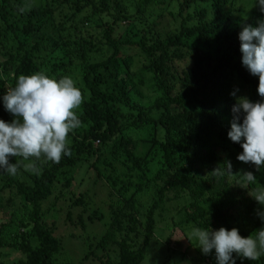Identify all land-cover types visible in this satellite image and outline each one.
Wrapping results in <instances>:
<instances>
[{"label": "trees", "instance_id": "trees-1", "mask_svg": "<svg viewBox=\"0 0 264 264\" xmlns=\"http://www.w3.org/2000/svg\"><path fill=\"white\" fill-rule=\"evenodd\" d=\"M30 1L0 0V96L19 75L45 72L54 78L70 76L84 99L75 110L81 126L68 135L70 156L59 163L10 157L17 174L0 171V202H12L0 227L16 225L21 217L19 229L26 232L12 242L0 237V248L20 254L11 264H73L55 257L61 239L54 235L55 222L45 219L46 204L55 199L60 184L71 200L70 187L85 176L89 185L105 191L110 212L101 236L95 232L85 240L86 227L102 230L105 215L88 211L93 198L87 191L73 201L74 214L66 213L63 224L69 221L81 229L71 235L83 239L85 261L140 264L157 217L172 210L170 223L181 231L235 227L247 237L264 227L257 215L264 206L251 196L264 189V167L238 161L242 148L227 136L236 99H261L258 77L242 66L238 33L244 24L258 26L264 13L254 7L243 16L237 0H200L218 16L209 18L203 8L177 21L182 7L178 15L169 11L176 31L144 35L133 44L136 55H122L120 48L131 43L109 36L115 24L129 19L122 0H39L29 7ZM150 1L140 0L137 11ZM102 15L112 19L104 24L113 52L101 51L98 59L92 37L87 47L78 35L80 23L98 28ZM0 119H14L2 101ZM227 162L231 174L216 175ZM244 172L256 177L251 184L241 181ZM206 256L211 257L203 256L199 264H216L214 256L213 261ZM236 264H264V255L253 261L237 257Z\"/></svg>", "mask_w": 264, "mask_h": 264}, {"label": "clouds", "instance_id": "clouds-1", "mask_svg": "<svg viewBox=\"0 0 264 264\" xmlns=\"http://www.w3.org/2000/svg\"><path fill=\"white\" fill-rule=\"evenodd\" d=\"M252 7L264 13V0H253ZM257 23L256 27L242 25L238 40L242 66L258 77L257 92L261 99L257 102L247 97L236 99L227 136L242 148L236 159L254 164L259 170L264 167V19ZM83 99L70 76L54 78L45 72L19 75L15 85L0 96L4 109L14 116L11 121L0 119V171L17 174L18 165L10 163V157L43 158L59 163L62 156H70L68 135L81 126L75 110ZM214 172L218 176L231 174V163ZM240 177L248 184L256 178L252 172H244ZM251 196L264 206V189L255 190ZM257 215L264 224V211ZM190 236L204 255L214 251L216 264H236L237 257L253 261L264 255V227L247 237H242L235 227L216 230L209 226L193 227Z\"/></svg>", "mask_w": 264, "mask_h": 264}, {"label": "rangeland", "instance_id": "rangeland-1", "mask_svg": "<svg viewBox=\"0 0 264 264\" xmlns=\"http://www.w3.org/2000/svg\"><path fill=\"white\" fill-rule=\"evenodd\" d=\"M139 1L140 0H122L123 4L125 5L124 11L127 15H129V19L126 21H119L117 24H115L113 31H111L109 35L110 38H113L115 41H120V39H122L131 43V45L128 47L124 45L120 48L122 55H136L135 53L138 51V48L133 44L139 41L144 35V37L152 38L155 36L154 31L156 32L157 30L163 31L164 36H167L166 34L169 29L170 32L173 30L176 31L178 28L177 21H180L181 18L184 19L185 16L190 15L189 13H194L196 11L198 12L200 9L206 8L209 18L212 19L218 16L215 9H213L209 4L200 0L187 3L183 0H168L162 5L160 4V0H151L148 4L143 6L141 12L137 11V5ZM38 2L39 0H31L29 2V7ZM252 3L253 0H237L235 2L237 7L243 6L245 12L243 16L251 14L254 8L252 7ZM180 7L183 9V13L181 16H178V20L175 22L169 15V11H172L175 15H178ZM110 12L112 13V8L110 9ZM257 13H261L258 8ZM100 20L101 21L99 22L98 28H96L94 25L91 26V23H80L82 35H78V38L79 36L83 38L87 47L93 45V55L95 54L98 59L101 51H103L105 55H109L113 52V49L109 43V39L105 35L107 31V25H105L104 22L109 21L110 19L108 16L102 15ZM111 21L112 19L109 22ZM53 27H55L54 24ZM50 28L51 26L49 29ZM150 28H153L152 32L150 31ZM60 30L61 27H59V31ZM63 35H66L65 30ZM89 37H92V45H90L88 42ZM57 56L60 58V55ZM54 60L59 61L58 58H55ZM136 60L137 57H135V61ZM27 166H29V164H27L26 167ZM84 180L85 181L79 180V183H76L75 186L70 187L69 191L72 193V196L70 197L71 200H69V195L67 194L68 190L64 189L63 186L61 187L60 184L57 191L55 192L57 194L55 199H51L46 204L48 212L45 214V219L49 223L55 222L56 226L54 235L61 239L60 252L55 255L56 259L60 262H68L73 264H97L94 261H85L83 259L86 252V246L83 244V239L85 240L87 236H91L95 232L97 237L101 236L109 219L107 218L110 213L108 206L109 203L106 201L107 199L105 197L104 190L97 189L93 185H89L92 182L87 179L86 176L84 177ZM84 191H87V195L90 196V198H93V202H90L91 206L90 204L87 206L88 211L91 213L95 212L94 215L104 214L105 217L103 220L105 224L101 223L104 225L102 230L96 225H92V228L90 226L86 227V232L82 239L80 237L78 238V235L77 237L71 235V233L79 234L81 229L79 227L74 228L72 222L69 221L63 224V219L65 220V215L67 212L71 211L72 214H74L73 209L75 208H72L73 201L79 197L80 193ZM0 204L2 206L0 207L1 223L5 221L3 218L9 215L5 213L7 210H9L8 208L12 206V202L10 201L9 204L7 202H0ZM78 211H81V208H79ZM174 212L175 211L172 210V212L169 211V216H166V213H164L162 216L157 217V228L155 234L150 242V246L147 250L145 258L140 264H199V260L205 256L197 247V242L195 239L191 238L190 229L181 231L180 229L175 228L172 223H170V217ZM20 220L21 217H18V219L14 221L16 225L11 227H0V231L2 232V234L0 233V237L3 236V239L6 242H12L16 240V238L21 240L19 237L23 235L26 237V232L22 233V230L19 229ZM174 231H176V238L174 237ZM9 250V248H0V262L11 264L14 260L20 257L19 252ZM97 252L99 254L102 253L101 250H98ZM209 255L211 257L206 256L204 257V260L213 261V256L215 257V254L211 253Z\"/></svg>", "mask_w": 264, "mask_h": 264}]
</instances>
